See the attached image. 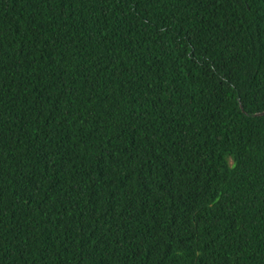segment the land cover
Segmentation results:
<instances>
[{
	"label": "trees",
	"instance_id": "1",
	"mask_svg": "<svg viewBox=\"0 0 264 264\" xmlns=\"http://www.w3.org/2000/svg\"><path fill=\"white\" fill-rule=\"evenodd\" d=\"M0 264H264V0H0Z\"/></svg>",
	"mask_w": 264,
	"mask_h": 264
}]
</instances>
